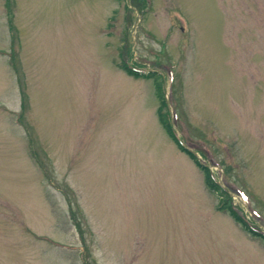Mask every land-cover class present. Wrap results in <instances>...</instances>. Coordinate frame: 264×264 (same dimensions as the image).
<instances>
[{"label":"rangeland","instance_id":"1","mask_svg":"<svg viewBox=\"0 0 264 264\" xmlns=\"http://www.w3.org/2000/svg\"><path fill=\"white\" fill-rule=\"evenodd\" d=\"M6 51L0 264H264L122 67L264 231V0H0Z\"/></svg>","mask_w":264,"mask_h":264},{"label":"trees","instance_id":"2","mask_svg":"<svg viewBox=\"0 0 264 264\" xmlns=\"http://www.w3.org/2000/svg\"><path fill=\"white\" fill-rule=\"evenodd\" d=\"M124 68L130 72L133 75H139L138 72H135L133 70H131L128 66H124ZM159 84V82H157ZM158 91L161 94V89H160V84L158 85ZM165 105V103H164ZM160 118L161 121L165 127V129L168 131V133L170 134V136L178 143L180 144V140L177 137V135L175 134V131L172 127V125L170 124V119L167 116L166 113H162L160 114ZM182 147V146H181ZM183 148V147H182ZM192 157L198 162V164L200 165V167L203 169V171L205 172V180H206V184L208 185V187L211 190L217 191L218 193H220V195L222 196L223 199V205L220 207L221 209L227 210L239 223H241L248 231H250L251 234L258 236L260 238H262V240L264 241V234H262L261 232H258L256 230H252L251 228H249V224L244 220L243 217H241L238 212L233 208L232 205V195L226 190L224 189L217 181L216 178L214 176L213 171L203 165L200 164L199 161L197 160L196 156L191 153Z\"/></svg>","mask_w":264,"mask_h":264}]
</instances>
